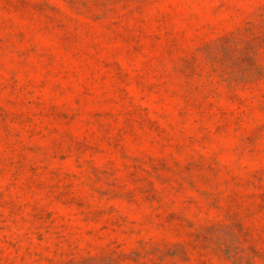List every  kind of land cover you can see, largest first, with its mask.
I'll list each match as a JSON object with an SVG mask.
<instances>
[{"label": "rangeland", "instance_id": "rangeland-1", "mask_svg": "<svg viewBox=\"0 0 264 264\" xmlns=\"http://www.w3.org/2000/svg\"><path fill=\"white\" fill-rule=\"evenodd\" d=\"M0 264H264V0H0Z\"/></svg>", "mask_w": 264, "mask_h": 264}]
</instances>
